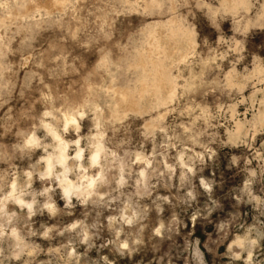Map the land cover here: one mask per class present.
<instances>
[{
	"label": "clouds",
	"instance_id": "clouds-1",
	"mask_svg": "<svg viewBox=\"0 0 264 264\" xmlns=\"http://www.w3.org/2000/svg\"><path fill=\"white\" fill-rule=\"evenodd\" d=\"M0 264H264V0H0Z\"/></svg>",
	"mask_w": 264,
	"mask_h": 264
}]
</instances>
